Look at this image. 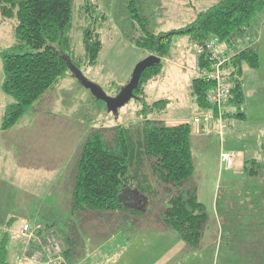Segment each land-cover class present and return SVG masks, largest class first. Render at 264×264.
Segmentation results:
<instances>
[{
  "label": "rangeland",
  "instance_id": "374dc122",
  "mask_svg": "<svg viewBox=\"0 0 264 264\" xmlns=\"http://www.w3.org/2000/svg\"><path fill=\"white\" fill-rule=\"evenodd\" d=\"M129 1L74 0L69 54L79 61L78 72L68 71L9 128L3 127L4 116L14 99L2 89V54L16 43L18 21L16 17L4 18L0 12V238L4 233L11 238L8 264H35L21 256L27 240L18 235V230L24 221L42 225L45 232L56 233L63 246V259L68 264H148L155 257L146 249V243L139 241L137 233L141 226L123 227V233L135 231L138 235L131 237L135 243L128 244L130 235L116 234L115 221L128 216L134 220L156 221L162 206H166L161 192L162 203L154 196L151 204L147 199L144 206L130 207L137 211L151 208L147 214L145 211L136 215L94 211L74 215L72 211L78 163L87 139L101 130L104 138L110 140L118 126L135 128L141 120L140 98L134 97L113 111L81 80L82 77L96 85L108 97H116L131 80L135 67L151 55L130 38L139 32L131 19ZM138 1L145 9L143 14L151 20L150 28L162 33L185 28L197 12L219 0ZM88 28L96 30L103 41L98 58L92 64L84 46ZM247 32L237 37L235 48L241 50L254 45L257 51L259 49L260 66L244 69L246 119L233 120L230 132L238 130L225 140V148L242 152L244 159L259 161V174L237 173L234 168L228 171L221 167V140L213 132L217 129L215 123L210 124V133L196 131L193 125L196 115L210 109L199 108L191 94L198 64L195 41L188 34L176 33L171 38L160 75L145 86L149 103L168 101L160 114L161 122L170 126L181 123L192 126L194 172L187 185L195 189L197 199L205 205L208 219L199 246L195 248L185 243L180 264H264V13ZM226 46L225 43L222 47ZM248 166L253 165L248 163ZM144 168V173L149 175V168ZM146 182L159 188L151 174ZM140 197H144L143 194ZM154 242L159 251L174 244L172 240L156 236ZM125 245L134 249L125 254ZM34 250L37 249L34 247ZM33 252V249L29 251L30 257Z\"/></svg>",
  "mask_w": 264,
  "mask_h": 264
},
{
  "label": "trees",
  "instance_id": "16d2710c",
  "mask_svg": "<svg viewBox=\"0 0 264 264\" xmlns=\"http://www.w3.org/2000/svg\"><path fill=\"white\" fill-rule=\"evenodd\" d=\"M73 2L0 0L1 15L4 18L16 17L18 21L15 27L16 43L2 54V89L14 99L4 116V128L14 125L35 102L53 89L71 70V66L80 67L79 61L69 54ZM129 3L131 19L139 32L130 38L137 47L161 60L142 72L139 86L134 90L135 98H140L142 103L138 111L141 118L139 124L135 128L118 126L110 140L104 138L101 130L95 131L87 139L78 163L72 211L74 215L94 211H130L126 206L130 194L126 190H133L134 187L150 204L154 196L162 203L163 194L166 206H162L160 220L178 232L186 244L196 248L208 216L205 205L197 199L195 189L187 185L194 172L190 143L192 126L189 123L170 126L161 122L160 114L165 111L168 101L161 99L149 103L145 86L160 75L162 59L169 54L171 38L176 33H186L194 41L217 36L223 44L226 43L227 50L234 51L227 63L232 85L230 103L237 109L234 116L241 119L245 104L244 69H257L260 55L254 45L237 50L234 44L239 35H246L261 18L264 0H219L197 12L195 19L185 28L178 32L162 33L150 28L151 20L143 14L145 9L138 0H130ZM102 45L99 33L88 28L84 35V46L89 63H95ZM197 64L205 67L208 62L197 60ZM211 86L212 82L198 77L191 82V94L201 109H212L206 100ZM147 162L148 165H145ZM248 163L253 165L252 169ZM143 166L149 168L161 191L146 182L150 174L144 173ZM260 168V162L255 158L244 162V173L257 175L261 172ZM131 211L140 213L137 209ZM10 239L6 233L0 238V264H8Z\"/></svg>",
  "mask_w": 264,
  "mask_h": 264
},
{
  "label": "built area",
  "instance_id": "2783aa9c",
  "mask_svg": "<svg viewBox=\"0 0 264 264\" xmlns=\"http://www.w3.org/2000/svg\"><path fill=\"white\" fill-rule=\"evenodd\" d=\"M222 46L223 43L217 36L194 42L196 59L208 62L205 67L198 65L197 77L212 82L206 94V100L212 105V109L197 114L193 125L200 133H210V124L215 123L220 138L232 127L231 117L237 112L236 107L230 103L232 85L227 68L234 51ZM222 141L220 159L225 168L232 169L240 153L224 148ZM18 235L27 240L21 253L23 258H30L35 264H68L67 260L63 259V246L53 231L45 232L42 225L24 221L19 227ZM34 247L37 250H34ZM32 249L34 252L30 257L29 251Z\"/></svg>",
  "mask_w": 264,
  "mask_h": 264
},
{
  "label": "crops",
  "instance_id": "0c3cea01",
  "mask_svg": "<svg viewBox=\"0 0 264 264\" xmlns=\"http://www.w3.org/2000/svg\"><path fill=\"white\" fill-rule=\"evenodd\" d=\"M102 44H103V41H102ZM102 47H103V45H102ZM258 51H259V49H258ZM259 55H260V53H259ZM235 119H240V118H237L235 116L232 117V119H231L232 127H233V120H235ZM241 119H246V118L243 115ZM237 124L239 125V122H237ZM241 126L242 125H240L239 127H241ZM232 127L224 133L223 138H220L217 131L213 130V132H215L218 135L219 139L223 140L222 143H223L224 148H225V142H227L230 138H232L234 136V134L237 133L238 128H236V130H234V132L236 131L235 133L230 132L232 130ZM226 139H227V141H225ZM238 152L240 153V155H239V158L236 159L234 169L237 171V173H242L244 171V162L246 159H244V154L242 152H240V151H238ZM220 165H221V167L224 166L222 164L221 159H220ZM231 170L232 169H228V171H231ZM137 190L138 189H136V190L127 189L126 190L130 194V196L127 197V199L129 201H128V203H126V206L129 205V207L127 206V208H129L130 210H133L132 208H130L133 205L144 206L146 204L147 198L144 195H143L144 197H140V195H142V194H140V192L138 193ZM138 194H140V195H138ZM263 207H264V204H263ZM140 211H145L144 214H147V212H148L145 209L140 210ZM127 212L131 215H136L132 211H127ZM116 221H117V223H116ZM116 221H115V227L118 228V231L116 232V234L121 235V237H123V234H128V235H130V238H129L130 240H131V237L137 238V236H138L137 234H139V241L145 242L146 243V249H149L150 251H152L155 254V257L152 259V262L148 263V264H174V263L180 264V261H181L180 260V254L186 250L185 242L181 239L178 232H176L170 226H168L164 222H162L160 220V218L157 219L156 221L155 220L148 221L147 219L134 220V218H132L131 216H128L127 218H121V219L116 220ZM153 222H155V223H153ZM135 225L142 227L141 230L137 234L135 231H129V232L123 233V229H124L123 227L126 228V227L135 226ZM154 236L161 238L162 240H165V239L172 240V242L174 244H173V246H172V243L168 244L166 246V249L159 251V248L157 247V245L154 242ZM127 243L131 244V243H135V242L131 240V242H127ZM149 246H150V248H149ZM136 248L140 249L139 246H137ZM130 249H134V248H132V246H130V245H125L123 247V252L126 254ZM118 251L121 252L120 249ZM157 252H160L161 255L158 256Z\"/></svg>",
  "mask_w": 264,
  "mask_h": 264
},
{
  "label": "water",
  "instance_id": "95a60500",
  "mask_svg": "<svg viewBox=\"0 0 264 264\" xmlns=\"http://www.w3.org/2000/svg\"><path fill=\"white\" fill-rule=\"evenodd\" d=\"M160 60H161L160 57H158L156 55H150L149 57H147L146 59L141 61L135 67L132 78L129 81V83L121 90L119 95H117L116 97H108L96 85H93V84L87 82L82 77H81V80L84 81L85 86L90 88L92 90L93 94L97 98L105 100V102L107 103V106L110 110L116 111L118 108L122 107L125 103H127L129 100H131L132 98L135 97L134 90H136L139 86L142 72L146 68H148V67H150L156 63H159ZM71 69L78 72L77 71L78 68H75L74 66H71Z\"/></svg>",
  "mask_w": 264,
  "mask_h": 264
}]
</instances>
